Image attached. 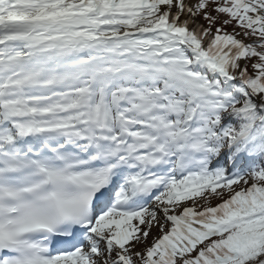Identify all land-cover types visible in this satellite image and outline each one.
Wrapping results in <instances>:
<instances>
[{"label":"snow or ice","instance_id":"snow-or-ice-1","mask_svg":"<svg viewBox=\"0 0 264 264\" xmlns=\"http://www.w3.org/2000/svg\"><path fill=\"white\" fill-rule=\"evenodd\" d=\"M0 264H264V0H0Z\"/></svg>","mask_w":264,"mask_h":264},{"label":"rangeland","instance_id":"rangeland-1","mask_svg":"<svg viewBox=\"0 0 264 264\" xmlns=\"http://www.w3.org/2000/svg\"><path fill=\"white\" fill-rule=\"evenodd\" d=\"M213 203H216V201H213Z\"/></svg>","mask_w":264,"mask_h":264}]
</instances>
